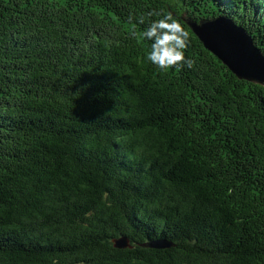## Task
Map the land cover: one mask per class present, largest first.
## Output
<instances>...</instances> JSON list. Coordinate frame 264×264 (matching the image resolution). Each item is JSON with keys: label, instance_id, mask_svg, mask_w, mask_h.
I'll list each match as a JSON object with an SVG mask.
<instances>
[{"label": "trees", "instance_id": "1", "mask_svg": "<svg viewBox=\"0 0 264 264\" xmlns=\"http://www.w3.org/2000/svg\"><path fill=\"white\" fill-rule=\"evenodd\" d=\"M168 13L191 67L147 60ZM218 15L264 52V0H0V264H264V86L183 19Z\"/></svg>", "mask_w": 264, "mask_h": 264}, {"label": "water", "instance_id": "2", "mask_svg": "<svg viewBox=\"0 0 264 264\" xmlns=\"http://www.w3.org/2000/svg\"><path fill=\"white\" fill-rule=\"evenodd\" d=\"M183 19L203 48L216 57L235 77L264 85V52L255 45L251 35L242 26L226 15L202 19L199 22ZM127 246L126 238L115 242V247ZM153 248L159 249L164 246L155 244Z\"/></svg>", "mask_w": 264, "mask_h": 264}, {"label": "clouds", "instance_id": "3", "mask_svg": "<svg viewBox=\"0 0 264 264\" xmlns=\"http://www.w3.org/2000/svg\"><path fill=\"white\" fill-rule=\"evenodd\" d=\"M143 24V18L140 19ZM143 37L151 41V51L147 60L160 70L185 64L192 66V61L185 57V50L190 46L189 32L172 13L163 15V18L150 22L144 29Z\"/></svg>", "mask_w": 264, "mask_h": 264}, {"label": "bare ground", "instance_id": "4", "mask_svg": "<svg viewBox=\"0 0 264 264\" xmlns=\"http://www.w3.org/2000/svg\"><path fill=\"white\" fill-rule=\"evenodd\" d=\"M144 243V242H143ZM130 244V243H129ZM169 244V243H168ZM134 247V246H133ZM137 247V246H136ZM167 249V248H166ZM8 253V252H7Z\"/></svg>", "mask_w": 264, "mask_h": 264}, {"label": "rangeland", "instance_id": "5", "mask_svg": "<svg viewBox=\"0 0 264 264\" xmlns=\"http://www.w3.org/2000/svg\"><path fill=\"white\" fill-rule=\"evenodd\" d=\"M261 86H264V85H261Z\"/></svg>", "mask_w": 264, "mask_h": 264}]
</instances>
